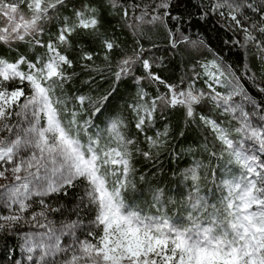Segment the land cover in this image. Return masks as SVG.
I'll return each instance as SVG.
<instances>
[{
	"label": "snow or ice",
	"instance_id": "6c2138e0",
	"mask_svg": "<svg viewBox=\"0 0 264 264\" xmlns=\"http://www.w3.org/2000/svg\"><path fill=\"white\" fill-rule=\"evenodd\" d=\"M0 179V264H264V0H0Z\"/></svg>",
	"mask_w": 264,
	"mask_h": 264
},
{
	"label": "trees",
	"instance_id": "16d2710c",
	"mask_svg": "<svg viewBox=\"0 0 264 264\" xmlns=\"http://www.w3.org/2000/svg\"><path fill=\"white\" fill-rule=\"evenodd\" d=\"M185 20H187V17H185ZM54 31V29H53ZM201 31L199 28H189L188 29V34L193 35V38H195V35L198 34ZM117 35L120 37L121 41H129L130 42V37L127 34L121 35L120 32H117ZM220 36H225L226 34L224 32L219 33ZM212 37V43L215 45L216 39H217V33L213 32L211 33ZM230 38V36H229ZM45 40H47V36L44 37ZM153 39L154 42L159 46L158 50L155 51V55L160 57L162 56L165 60V63L167 65L166 69L161 73L164 75L166 78L170 79L172 82H176L179 77L184 74L187 71L188 68V63H182L186 58L183 56H173L171 53V50H167V37L163 31V29H158L154 31L153 33ZM90 48L94 49L95 45H89ZM37 51H41L38 49ZM227 54V50H225V55ZM76 54L73 53V57L75 58ZM97 63H100L99 58H97ZM77 71H80L79 66L76 68ZM188 75H191L189 72ZM85 75H81L73 85H69V92L71 93L72 91H75L76 88L80 87V80L84 79ZM98 84L101 85V88H107L108 85L104 84L102 81H97ZM134 91L133 89H129L128 93H126V96ZM180 114L176 113L172 115L170 118V123L174 126V135L175 133L179 132V126H180ZM158 127H161V125H158ZM151 134V133H150ZM175 143V140L173 141V144ZM196 145H203V134L200 129L195 128V127H188L184 138L180 141V149H188L189 147H195ZM211 147V144H209V148ZM204 156H206V153L202 152L201 149V155L198 156H193L191 153H188L186 157H182V162L180 164L181 168H184L187 166L189 162H191L194 159H204ZM160 162L163 164V172L161 173L159 170H157V175H161L163 173H166L167 176L164 179L163 183L161 184V187H172L175 188V184L169 185V181H175L177 179L176 176L172 175V172L169 170L170 164L171 167H175L174 162H170L168 153H164L160 157ZM204 163L208 164L209 162L204 159ZM215 164V161L212 162ZM138 167L141 169V171H149L151 172L153 170V165L150 163H145L142 158L138 162ZM172 195H175V193H171ZM148 196V193L145 192V197Z\"/></svg>",
	"mask_w": 264,
	"mask_h": 264
},
{
	"label": "rangeland",
	"instance_id": "374dc122",
	"mask_svg": "<svg viewBox=\"0 0 264 264\" xmlns=\"http://www.w3.org/2000/svg\"><path fill=\"white\" fill-rule=\"evenodd\" d=\"M9 179H11V176L9 175ZM6 181L5 180H3V179H0V184H3V183H5Z\"/></svg>",
	"mask_w": 264,
	"mask_h": 264
}]
</instances>
